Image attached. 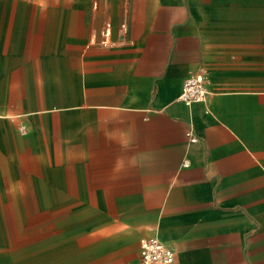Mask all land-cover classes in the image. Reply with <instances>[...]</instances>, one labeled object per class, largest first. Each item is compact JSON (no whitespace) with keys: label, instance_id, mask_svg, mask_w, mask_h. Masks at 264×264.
Returning a JSON list of instances; mask_svg holds the SVG:
<instances>
[{"label":"crops","instance_id":"obj_1","mask_svg":"<svg viewBox=\"0 0 264 264\" xmlns=\"http://www.w3.org/2000/svg\"><path fill=\"white\" fill-rule=\"evenodd\" d=\"M152 238L264 264V0H0V264H139Z\"/></svg>","mask_w":264,"mask_h":264},{"label":"built area","instance_id":"obj_2","mask_svg":"<svg viewBox=\"0 0 264 264\" xmlns=\"http://www.w3.org/2000/svg\"><path fill=\"white\" fill-rule=\"evenodd\" d=\"M110 35V29L106 28L104 31V43L109 42ZM207 94L205 74L196 73L184 82L179 101L186 105L204 103ZM21 132L24 133L25 129L22 128ZM189 136L192 143L198 141L192 132ZM139 255V264H173L175 261L174 250L155 238L142 241Z\"/></svg>","mask_w":264,"mask_h":264}]
</instances>
